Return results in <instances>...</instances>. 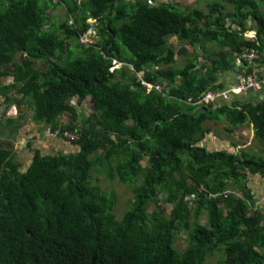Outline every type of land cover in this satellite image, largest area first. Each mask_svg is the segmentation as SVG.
I'll return each instance as SVG.
<instances>
[{
  "label": "trees",
  "instance_id": "16d2710c",
  "mask_svg": "<svg viewBox=\"0 0 264 264\" xmlns=\"http://www.w3.org/2000/svg\"><path fill=\"white\" fill-rule=\"evenodd\" d=\"M158 2L0 0V264H264V208L249 186L264 179V100L195 105L222 90L246 50L264 52V0L186 13ZM62 8L59 22L52 11ZM93 28L97 43L82 42ZM170 36L184 45L178 53ZM211 44L220 49L204 61ZM76 99L91 100L94 114ZM26 118L62 139L79 135L78 152L38 150L26 170L16 148ZM209 123L231 133L253 125L259 153L208 150ZM100 163L133 192L121 220L95 176Z\"/></svg>",
  "mask_w": 264,
  "mask_h": 264
},
{
  "label": "crops",
  "instance_id": "0c3cea01",
  "mask_svg": "<svg viewBox=\"0 0 264 264\" xmlns=\"http://www.w3.org/2000/svg\"><path fill=\"white\" fill-rule=\"evenodd\" d=\"M165 1L167 0H164L163 2ZM245 34H246V38H250V39L256 38L257 31L255 29V24H253L252 22H249L248 31L245 32ZM173 38H176V37H173ZM225 47L227 50H229L227 46ZM216 51H219V49L215 50V49H212V47H210L209 52H204V51L200 52L201 57L202 59L207 60L210 53L216 52ZM258 65L261 67L260 69H264V52L261 54V61ZM241 67H242V63L239 61V59H237V66L234 69V71L227 73V74H223L220 78V84L223 86L222 91L229 93L231 97L230 102H224L222 106L227 105V106L233 107L235 104L240 105V104H247V103L264 100V91L261 93H254V92H246L243 94L237 93L236 91L237 76L241 71ZM17 115H19L18 112H17ZM21 121L25 124V126L23 130L21 131L17 142L22 141L21 142L22 146L20 147L16 146V148H17L19 159L21 162L24 163L26 170H28L31 167V164L35 156V152H37L38 150H40L44 155L58 154L61 152H65V153L78 152V147L74 145L73 142L66 140V139L56 137L51 132H48V130L46 132L49 135L48 136L45 135L44 137H42L43 135H42V132L40 131V127L35 121L29 118H26L25 120H21ZM245 128H249L251 132H248L247 134L244 130ZM241 130H244L246 137L247 135H248V138L250 136L251 141L257 142L255 138V130L253 128V125L246 124L245 126L240 127L238 129V131L240 132ZM246 140L247 139L241 138V135H239V132L236 133V135L235 133H233L231 136V133L230 134L227 133L226 135V134H222L218 132L217 130H214L213 134L209 136V139L204 144V146L210 151L220 150V149H234L235 151L236 150L245 151L247 146L251 144L250 142H247ZM29 143L33 144V149L29 148ZM50 146L51 147L56 146L58 148L57 152H53L52 149H50ZM261 155L264 156V153H262ZM249 186L253 190L257 204L261 208H264V179L259 176H251L249 178Z\"/></svg>",
  "mask_w": 264,
  "mask_h": 264
},
{
  "label": "rangeland",
  "instance_id": "374dc122",
  "mask_svg": "<svg viewBox=\"0 0 264 264\" xmlns=\"http://www.w3.org/2000/svg\"><path fill=\"white\" fill-rule=\"evenodd\" d=\"M163 1L164 0H159L158 3H162ZM218 1L219 0H172V2L175 5H178V6L182 7V8L179 9V11L184 12V13H186L188 11H190V12L194 11V9L196 11L206 12L207 9L211 5L218 3ZM52 15H53L54 18H58L59 22H62L66 18V13H65V10L63 8L60 9V10L52 11ZM90 24L92 26H94L95 23L93 21H91ZM96 34H97V31L95 30V28H93L84 37L82 42L88 43V44H96L97 43ZM168 41H169L170 46L174 47V49H175V51L177 53L184 46L183 44L178 42L177 38H173V36H170L168 38ZM210 47H212V49H215V50L220 49L217 44H211ZM187 53H188V49H187ZM188 57H189L188 54L177 55L176 62L178 64H180V65H184L185 62L188 60ZM203 60L206 61L205 59H203ZM114 64H115V61H114ZM38 66H39V68L44 69V66L42 65V63H39ZM122 66H123L122 64H120V65L116 64L115 68L119 69V68H122ZM142 75L143 74H140L138 76L141 80L143 78ZM11 83L12 82H10L9 84H11ZM0 100H1V102H3L4 98L2 96H0ZM78 104H79V100L78 99L73 101V105L77 106L79 108V112L80 113H88L91 116L94 114L91 100H88L82 106H78ZM17 112L19 114V110L15 108V109H13L12 111L9 112L10 113L9 116L17 118L18 117ZM69 120H70V117H68L67 119H64V122H69ZM208 125L214 127L213 128L214 130H217L218 132H220L222 134H226L227 135V133H229V134L231 133V132H229L227 130L228 128L226 126L228 124L210 123ZM244 130H245V132L247 134H248V132H251V130L249 128H245ZM244 130H241V132L237 130L235 132V135H236V133L239 132V135H241L242 139H247L246 141L251 143V144H249L247 146L246 150H252V151H255L256 153L257 152L259 153V150L261 148L260 144L258 142H256V141H251L250 136H249V138H248V135L246 137V134H245ZM46 131H47L46 129L43 130V132H42L43 136L42 137H44L45 135H47V136L49 135V134H47ZM242 133L245 136H243ZM232 134L233 133H231V136H232ZM21 142L22 141L17 142L16 146L17 147L22 146ZM50 149H52L53 152H57V150H58V148L56 146H52V147L50 146ZM50 152H51V150H50ZM146 162L147 161L143 162V166H146ZM97 168L99 170H97L95 176L99 180V182H98L99 186L102 187L105 192L116 195L117 202H116V205H115V208H114V214L116 215V217L119 220H121V219H123L125 214L133 206V203H134V201H133V192H132V190L130 189L129 186L122 185V184L118 183L117 180L116 181H112V180H110L108 178V172H109V169H110V166H109L108 163H103V164L100 163L99 167H97ZM163 207H164V209H165L167 214H169L170 210H172V207H170V205L167 204V203H163ZM150 210H154V206H152ZM200 223L203 224V225L207 224V215H204L201 218ZM187 237H188V233H187V230H185V229H182L180 231V233L177 234L176 245H177V247L180 250L185 248L186 243H187ZM217 262H218V256L215 257L213 260H211L210 264H216Z\"/></svg>",
  "mask_w": 264,
  "mask_h": 264
},
{
  "label": "built area",
  "instance_id": "2783aa9c",
  "mask_svg": "<svg viewBox=\"0 0 264 264\" xmlns=\"http://www.w3.org/2000/svg\"><path fill=\"white\" fill-rule=\"evenodd\" d=\"M239 61L242 63V67L240 73L237 76V86H236L237 93L243 94L246 92H254V93L263 92L264 69H260L261 67L258 65L261 61L260 52L257 50L256 51L246 50L241 56H239ZM116 64L120 65L117 61H115V65ZM230 100L231 97L229 93H226L222 90L217 92L209 91L205 93L202 96V99L195 105L198 106L214 105L219 107L224 102H230ZM190 104H194V103H190ZM64 136L69 141L80 139L79 135L71 134L69 132H65Z\"/></svg>",
  "mask_w": 264,
  "mask_h": 264
},
{
  "label": "water",
  "instance_id": "95a60500",
  "mask_svg": "<svg viewBox=\"0 0 264 264\" xmlns=\"http://www.w3.org/2000/svg\"><path fill=\"white\" fill-rule=\"evenodd\" d=\"M35 115H36V112L35 111H31L30 112V116L31 117H35ZM229 150H231L232 152L234 151V149H229Z\"/></svg>",
  "mask_w": 264,
  "mask_h": 264
},
{
  "label": "clouds",
  "instance_id": "9594fccd",
  "mask_svg": "<svg viewBox=\"0 0 264 264\" xmlns=\"http://www.w3.org/2000/svg\"><path fill=\"white\" fill-rule=\"evenodd\" d=\"M245 37H246V35H245Z\"/></svg>",
  "mask_w": 264,
  "mask_h": 264
}]
</instances>
